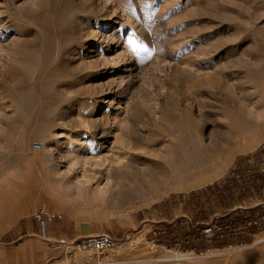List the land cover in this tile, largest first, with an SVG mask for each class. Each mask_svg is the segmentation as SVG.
I'll return each mask as SVG.
<instances>
[{
    "label": "rangeland",
    "instance_id": "1",
    "mask_svg": "<svg viewBox=\"0 0 264 264\" xmlns=\"http://www.w3.org/2000/svg\"><path fill=\"white\" fill-rule=\"evenodd\" d=\"M88 5L91 10L78 15L87 26L74 36L77 45L66 58L45 26H55L67 7L77 11L78 0H0V224L5 204L12 202L2 194L17 192L18 201L30 192L35 200L30 199L23 220H32L46 205L51 214L63 216L60 224L98 227L119 240L102 255L60 248L48 264H264V241L258 238L264 240V227L242 245L210 241L202 233L217 217L225 216L221 222L227 224L245 216L236 212L257 206L256 197L264 192L258 174L239 180L236 173L239 160L253 158L264 146L263 141L246 151L264 121L257 119L264 116V0H91ZM103 25L112 29L106 33L122 35L101 66L88 52L77 54L95 43ZM108 61L119 66L106 78ZM20 94L29 103L27 111H20ZM235 106L255 124L241 146L245 151L217 166L213 176V169L204 175L198 170L167 175L181 126L190 131L187 120L194 119L204 124L205 134L216 125L227 127L222 113ZM104 113L109 121L96 125ZM69 115L78 127L65 119ZM116 116L112 137L101 141ZM130 126L135 139L122 150ZM83 135L91 143L80 153L85 164L71 167L67 137H78L76 147ZM34 142L43 149L34 150ZM135 156L162 164L154 173L166 181L141 197L106 206L66 187L53 196L65 180H120L116 173ZM211 176L213 181L204 183ZM12 182L22 186L15 189ZM12 235L0 233V243ZM169 250L186 255L185 261Z\"/></svg>",
    "mask_w": 264,
    "mask_h": 264
},
{
    "label": "bare ground",
    "instance_id": "2",
    "mask_svg": "<svg viewBox=\"0 0 264 264\" xmlns=\"http://www.w3.org/2000/svg\"><path fill=\"white\" fill-rule=\"evenodd\" d=\"M90 1L91 0H78V7H76L77 11L76 9H73V8L71 9L67 7L63 10L62 16L60 17L59 21H57L55 26L53 25L51 26L48 24H46L47 26H45V28L48 31L51 30L55 33L56 35L55 37L56 39H58V43H59V50L66 58H69V55L72 54V53H69V50L73 48V46L77 43L75 42L74 36L77 35V33H81V30L83 31V28L87 26L88 20L85 19L83 16H78V15L89 12L91 10L92 5L91 7H89L88 5V2L90 3ZM66 14L67 15L74 14L75 17L74 19L70 20L64 16ZM111 30L112 29L110 28L109 25H103V29H102L103 33L97 35L96 37L97 39L95 43L92 45L91 44L83 45L81 47L80 53H78L77 55L82 56L84 52H88L85 54L87 57L96 58L97 62L101 63L100 64L101 66L104 65L103 63L107 62L109 58L108 54L110 52H113V50L111 49L112 45L117 40H119L117 43L118 45H120V42H121L120 38L122 35V31H119L120 34L118 36H116L115 33H111V34L106 33ZM53 49L54 48H52V46H49L48 53L50 54L53 51ZM73 57L75 56L73 55ZM75 59L76 58H74V60ZM68 63L69 62H67V64ZM107 64L109 66V69H108L109 73L108 75H106V78H109L110 76L115 74L116 71L113 72V69L119 66V65H116V64H119V62L116 63L115 61H108ZM78 67L80 68V66ZM72 71L75 72L76 70H73L72 68ZM126 72H130V70ZM131 75L133 74H129V76ZM75 78H78V77H75ZM90 78L93 79L92 76H90ZM214 78H217V76L215 75ZM121 81L123 82L124 79H122ZM112 94H113V91L110 90L109 95H112ZM18 96H19L18 98L21 104L20 111L21 110L27 111L29 108L28 101L26 100L23 94H20ZM109 103H110V100L109 101L106 100L105 104L108 105ZM51 112H52V109L50 108V109H47L45 113H47V116H48ZM222 117L228 121L226 123L227 127L216 125L214 126L213 131H211L208 134L207 132L206 134L205 132H203L204 124H202L200 121H197L194 119L187 120L188 122L187 126L189 125L193 126V127H190V131H187L188 127L186 128V126H181V124H179L181 126V130L179 131L182 133V136L178 138L179 146L178 148L176 147L174 149L172 156H171V162L166 163V165L168 166L167 175L174 176L175 178H177L181 174H188L189 172H191V170H195V171L198 170L197 172L201 175L203 172L208 173L207 171L210 172V170L213 169L214 170L212 173V176H213L215 171H219V169L216 168L217 166H219L220 164H223L224 161H226L227 159H233L237 153L245 151L244 149L241 148V146L244 144L245 141H247L246 134L250 132L251 130H253V128L255 127L254 120L250 119L252 117H249V116L247 117L246 113L238 106L233 107L230 111L227 109H224L222 113ZM117 118L118 116H116L115 121L111 123L109 127L102 133L101 139H100L101 141H107L109 138L112 137V134H113L112 130L114 129L116 121L118 120ZM65 119L73 123L75 127H78L77 123L73 122L71 115L66 116ZM98 119H99L98 123L97 122L95 123L96 125H105L109 121L110 115H108L107 113H104ZM257 119L258 121L263 120L264 116L261 114H258ZM132 121L131 119H128V122H130V124L132 123ZM261 122H260L261 132L259 133L258 136H256V138L254 137V142L246 151H253L263 143L264 141V121H261ZM132 125L133 124H131V126ZM131 126L127 129V132L125 134L122 144L119 145L120 149L122 150L124 149L126 150V148L129 147L130 142L135 139L133 137L134 133H133ZM84 128L89 129L90 127L84 125ZM89 133L91 134V132ZM83 136H84L83 137L84 140L80 141V143L76 147L74 146V144H77V142H79L78 137L77 136L67 137L66 144L68 148L66 150L67 152L66 157L69 158V165L71 167H78L80 165L82 166L83 164H85L86 156L80 153L87 152L91 143L88 142L87 135H83ZM94 146H96V149L98 148L97 145H94ZM100 147H102V145ZM73 148H76V150L72 151ZM148 160L140 156H135L134 160H131V162L128 161L127 164L123 167L124 170H122L123 168H121L122 172L118 171L120 172L119 174L115 172L116 173L115 178L120 179V180H116V179L115 180L114 179L113 180H67V181L65 180L63 185L61 183L58 189L52 190V193L55 194L53 196H56V194H62L65 191L64 187H66L69 190H71L73 193L77 191L78 193L84 195L87 198H90V199L94 198L93 200L94 202H99L101 204L103 203L105 204V206L106 204H110L115 201L118 203L129 201L130 199L134 197L136 198L137 196H140V195L142 196L146 193L152 192L154 189H156L161 184H163L164 181H166V180H163L165 178L164 177L165 175L163 176V174L154 173L156 169L162 170L161 168L162 164H158L156 162H149ZM163 171L166 172L164 168H163ZM192 176L194 177V175ZM212 176L210 179L204 181V183L212 182L213 181ZM258 238L260 239V242L264 241V240H261L262 239L261 237H258ZM169 253L174 254L175 255L174 258H179L178 259L179 261H185V258L187 257L186 255H176V253H174L171 250H169ZM136 264H142V263H136Z\"/></svg>",
    "mask_w": 264,
    "mask_h": 264
},
{
    "label": "crops",
    "instance_id": "3",
    "mask_svg": "<svg viewBox=\"0 0 264 264\" xmlns=\"http://www.w3.org/2000/svg\"><path fill=\"white\" fill-rule=\"evenodd\" d=\"M264 162V146L260 151L249 160H239L237 163L236 173L242 174L244 179L248 171L254 175L258 174V166ZM250 173V174H251ZM259 175V174H258ZM258 180L264 181V176L259 175ZM15 189L21 187L22 184L12 182ZM27 193V192H26ZM23 193V194H26ZM17 192L13 191L2 194L3 198L8 199L11 197L12 202L7 205L6 212L2 216L0 224V233L7 232L13 233L11 239L0 243V264H48L53 256L57 253L58 249H51L48 247L47 242L40 236V227L33 220H23L22 217L26 213L30 199H34L29 192L21 200H16ZM22 195V194H21ZM261 197H256L260 203H264V192ZM35 200V199H34ZM2 209H0L1 211ZM57 215V214H55ZM61 221H53L49 223L48 234L51 238L59 239L65 237L72 242L78 241L89 235L101 234L98 227L89 225H75L68 222L60 224ZM221 226L226 225L220 222ZM255 233L258 231H254ZM251 237L243 236L240 238L232 239L239 243H245ZM219 241L227 244L226 240H220L218 237L210 239V241ZM231 240V241H232Z\"/></svg>",
    "mask_w": 264,
    "mask_h": 264
},
{
    "label": "built area",
    "instance_id": "4",
    "mask_svg": "<svg viewBox=\"0 0 264 264\" xmlns=\"http://www.w3.org/2000/svg\"><path fill=\"white\" fill-rule=\"evenodd\" d=\"M33 149L39 151L43 149V145L40 142H34ZM250 173L251 171L247 172V174ZM258 174L264 176V162L258 166ZM241 176L244 178L242 174H237V178L239 180L241 179ZM251 210H253V214H250ZM236 213L237 217L241 215L240 213H244V215H246L240 218H235L233 221L224 226H221L220 222L225 216L221 218L217 217L204 227L202 233L206 238L213 239L214 237H218L220 240H226L227 244L231 245L230 241L232 239L243 236L254 237L256 234L254 231H261L264 227V203H259L251 209L243 207L242 209H238ZM62 218V215L51 214L46 205L39 207L32 215V220L40 227V236L45 240V242H47L48 247L51 249L62 248L66 251L72 248L92 255H102L114 250L119 244V240L110 234L89 235L71 243H69L65 238H51L48 234L49 223L53 221H61ZM118 263L119 262L117 261H107L98 262L96 264Z\"/></svg>",
    "mask_w": 264,
    "mask_h": 264
}]
</instances>
